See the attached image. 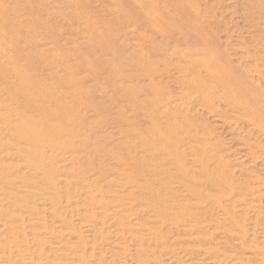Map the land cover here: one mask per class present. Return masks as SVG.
<instances>
[{
  "label": "rangeland",
  "instance_id": "rangeland-1",
  "mask_svg": "<svg viewBox=\"0 0 264 264\" xmlns=\"http://www.w3.org/2000/svg\"><path fill=\"white\" fill-rule=\"evenodd\" d=\"M261 64L264 0H0V166L24 164L3 145L20 144L8 131L22 130L16 114L31 124L52 118L37 129L56 139L41 135L37 148L20 145L37 153L48 146L61 159L45 161V177L20 168L9 176L55 188L33 200L76 206L87 194L84 185L94 183L132 192L138 198L125 203L130 224H196L182 232V249L215 247L220 257L258 264L263 251L251 237L230 235L243 220L231 207L238 197H220L219 208L215 196L231 193L216 168L225 176H246L245 169L264 178L255 161L264 135L253 131V125L264 129V97L249 91L246 74ZM246 145L258 150L249 155ZM123 182L129 188L121 192ZM40 208L50 221L48 206Z\"/></svg>",
  "mask_w": 264,
  "mask_h": 264
},
{
  "label": "bare ground",
  "instance_id": "bare-ground-1",
  "mask_svg": "<svg viewBox=\"0 0 264 264\" xmlns=\"http://www.w3.org/2000/svg\"><path fill=\"white\" fill-rule=\"evenodd\" d=\"M261 68H264V64L247 68L246 74L250 77L249 83L252 86L247 88L249 91L258 90L259 94L264 97V89L254 77L258 76L264 82V76L260 74ZM216 74L217 72L213 71L212 77ZM22 75L21 73L16 75L20 85L23 83ZM4 78L8 77L5 75ZM212 94L221 98L216 93L212 92ZM34 96L35 94L31 97L34 98ZM226 98V102L231 100L227 95ZM201 102L204 106L209 103L207 99H203ZM235 103L238 105V102L235 101ZM260 110L264 112V106ZM15 119L20 121L22 130L8 129L12 133L11 138H18L20 144H25L29 148H37L42 144L41 135L53 138L51 140L57 137L52 131L45 132L43 130L41 133L38 130L40 128L37 129V125L41 127V124L44 128L45 126L49 127L52 118L39 117L35 124H31V120L18 114L15 115ZM2 121L5 125L10 122L8 118H3ZM230 130L234 129L230 128ZM62 131L66 134L69 133L67 129H62ZM253 131L258 135H264V129L259 125H253ZM194 136L198 137L199 135L194 134ZM20 144H13L10 140L3 144L6 149L18 155L24 164L23 166L18 164L11 168L0 166V264L242 263L241 261L236 262L233 255L220 257L221 252L215 247L195 246L182 249V232L186 234V226L194 227L196 224H130L133 218L129 211L132 209L127 208L125 203L138 198L132 192L119 194L116 191L104 190L94 183L93 188L84 185L87 194L82 198V202L77 199L76 206L73 201H67L63 205L56 199L52 201L48 199L33 200L39 197L46 198L48 190L55 188H47L48 184L46 187L39 186L35 182L25 185L10 180V174L20 168L36 171L37 177L39 174L45 177L48 175L47 169H49L45 161L54 162L61 158L57 154H51L48 146L45 147L48 150L47 154L45 148L41 149L39 153L29 152L27 147ZM246 147L249 155H254L258 150L250 145H246ZM43 156L46 157L42 158ZM255 161L264 166V148L263 154L259 158L256 157ZM216 165L218 166L217 162ZM71 170H66V173L71 174L73 171ZM216 170L220 172L221 180L228 185L231 191L227 196L222 194L215 196L217 207L224 208L220 197L225 199L229 197V200L238 197L231 205L232 211L233 213L237 211L243 216L241 223L235 222L234 224L240 232H231L230 235L236 237L237 241L251 237L255 247L263 251L258 264H264V178L260 175H256L254 178L245 169L242 171L246 176L239 177L232 174L225 176L223 170L220 168H216ZM262 172L264 173V168ZM126 185L125 182L121 183V186L119 185L121 192L129 188L125 187ZM153 188L154 186L150 185L149 192L152 197L157 196ZM74 196L77 197L76 194ZM45 205L51 210L50 221H47V218L38 212L46 214L45 209L40 208ZM157 207L162 208L163 211L167 210L166 205L161 203ZM173 208H177V205L173 204ZM83 210L87 214L83 213ZM136 213L137 211H135ZM153 216L156 217V215ZM74 218L81 224H72ZM176 218L178 222H181L182 212L178 211ZM58 222L62 224H58ZM166 225H171L167 231L164 230ZM195 234L201 235L202 229L195 227ZM184 249L188 252H185V256L182 258Z\"/></svg>",
  "mask_w": 264,
  "mask_h": 264
}]
</instances>
